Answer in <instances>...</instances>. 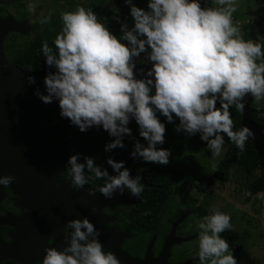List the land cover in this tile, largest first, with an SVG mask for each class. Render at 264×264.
Segmentation results:
<instances>
[{
    "label": "clouds",
    "instance_id": "obj_1",
    "mask_svg": "<svg viewBox=\"0 0 264 264\" xmlns=\"http://www.w3.org/2000/svg\"><path fill=\"white\" fill-rule=\"evenodd\" d=\"M124 2L131 6L133 26L122 24L119 38L91 8L77 5L60 13L55 51L47 41L41 43L46 65L56 69L44 77L47 94H39L41 101L57 99L60 115L80 131L97 126L115 137L105 144V151L124 146L123 137L131 135L128 124L134 119L147 143L137 140L130 155L144 162L168 163L170 151L157 147L164 143L165 133L157 113L168 122L178 118V132L199 133L213 158L222 154L225 135L242 152L254 133L246 125L234 130L229 109L243 111L248 94L257 101L264 98V51L260 43L245 40L233 23L237 0H211L212 6L206 7L200 0H148L147 9L132 0ZM27 7L34 11L33 3ZM49 19L42 17L39 23ZM145 52L152 66L138 79L133 58ZM28 80L34 82L33 77ZM79 156L73 154L67 162L72 185L81 188L90 180H101L95 189L105 198L111 199L117 190L123 195L125 189L141 198L144 183L139 175L130 176L124 161L108 157L106 163L115 173L110 175L92 157L85 156L81 163ZM14 179L0 176V185L7 187ZM230 229V216L217 209L199 220V264H237L220 235ZM64 231L63 249L47 247L41 264H122L112 251L104 250L99 229L87 216L69 220Z\"/></svg>",
    "mask_w": 264,
    "mask_h": 264
},
{
    "label": "flooded vegetation",
    "instance_id": "obj_2",
    "mask_svg": "<svg viewBox=\"0 0 264 264\" xmlns=\"http://www.w3.org/2000/svg\"><path fill=\"white\" fill-rule=\"evenodd\" d=\"M6 2L4 4H6ZM208 2H211V0H207L206 2L200 1L201 7H206ZM63 3L66 5L64 6V10H59L58 5L48 8L50 10L48 12L44 11L43 14L51 19L58 11L60 13L63 11H71L74 10L77 5L84 7V2L80 0H63ZM43 9L44 7H42V10ZM26 11L27 17L23 18H17L16 14L13 15L9 13L2 16H14L15 19L19 21H28L31 24V29L26 34L21 32L10 33H20L24 36L32 34V23L34 22V17H36L38 13L36 10L29 12L27 6ZM113 18H115V16L107 18L105 21V24L110 27V32L113 31L117 23L124 24V22L115 21ZM249 39H253L254 41L255 37L250 36ZM122 42L125 43V41ZM148 51H150V49H148ZM135 59L136 63L143 68L150 62L147 60V55L143 59H138V57H135ZM44 123L51 125L46 123V121H44ZM41 141L45 142L42 140V137ZM146 143L147 142L144 144ZM157 147L167 148V146L163 144ZM122 161H124V167L129 169L130 176H140L141 182L144 183V190L140 199L131 196L127 192V189H125L123 195L117 190L112 198L120 197L122 200L117 199L113 208L107 205L99 208V213H102L105 219H98L99 225L97 226L101 231L98 239L101 241L104 250L112 251L122 261V264H129L127 261H124L125 257L134 260V264H165L162 262V257L164 256L163 250L167 238L173 231L174 222L182 215L188 213L174 231L173 238L175 239V243L168 250L167 263L197 264L199 261L196 255L198 252V241H195L198 240L197 223L203 216L211 212L209 199L204 197L203 201H201L198 196L192 195L190 189H188V185L192 183L190 179L196 174L195 170L197 166L191 167V164L188 171L182 167H176V160L171 158V153L167 164L144 162L139 158L122 159ZM56 162L62 169L60 180L67 178L69 173L64 174L66 170L58 161ZM108 172L110 174L111 166ZM167 182L171 183L174 189L177 190L174 192L173 197L169 200L168 204L164 206H158L154 201L151 205V198L153 200L157 198L156 196L159 190H161ZM100 184H102L101 180H90L87 185L81 186V189L84 190V192L89 191V188L95 190ZM70 188L73 191L79 189L72 184ZM150 189L153 192L150 191ZM179 189H181V191H179L180 193L176 197ZM1 191L0 220L7 215L21 218L31 211L29 207L23 205V203L27 201H23L22 196L14 193L10 185L7 187L1 185ZM34 206L32 210H36L37 206ZM83 217H85V215H78L76 218ZM40 219L43 220L44 218L41 217ZM50 219L53 223L47 224L46 228H42L39 232L35 231V234L40 233V236L46 234V238L40 241L35 240L30 245H25L20 242L18 245L16 244V260L11 258L4 259L2 250L5 249L8 243L12 242V235L15 232L20 231L21 233V228H18V225L0 223V264H41L47 247L63 249L65 244L62 243V238L65 235L64 226L67 223L64 214H60L59 212L51 214ZM33 220L37 221V216L33 217Z\"/></svg>",
    "mask_w": 264,
    "mask_h": 264
},
{
    "label": "water",
    "instance_id": "obj_3",
    "mask_svg": "<svg viewBox=\"0 0 264 264\" xmlns=\"http://www.w3.org/2000/svg\"><path fill=\"white\" fill-rule=\"evenodd\" d=\"M5 2L6 0H0V5ZM119 2L120 0H117V3ZM30 29L31 24L28 21H19L14 16H0V176L10 174L15 177L10 187L14 193L22 196L23 201H27L23 205L31 210L21 218L7 215L0 220V223L18 225V228H21V233L15 232L12 235V242L2 250L4 259L15 260L17 259L16 244L20 242L30 245L35 240L46 238V234L40 236V233L35 234V231L39 232L42 228H46L47 224L53 223L50 219L51 214L57 212L64 214L66 222L78 215H85L91 222L94 220L93 224L99 229L98 219L105 220L103 214L99 213V208L106 205L113 208L117 199L122 200L120 197L105 198L98 189L93 190L91 194L81 188L73 191L70 188V177L60 180L62 169L56 162L59 152L50 142L41 141L43 136L58 133L60 125H47L44 121L49 110L54 108L62 124L74 128L73 124L68 118L60 115L57 99H53L51 103L41 101L39 94H47L44 82L35 93L25 90L21 79L22 69L11 63L4 53V39L8 33L26 34ZM133 61L136 65L133 70L134 75L138 79L143 78L151 68L152 62L143 68L136 63L135 57ZM47 69L48 72L56 71L54 66H49ZM253 99L250 94L245 96L244 110L241 111L242 121L236 129L243 125L252 129L254 136L249 139L259 156L264 158V128L253 120L252 114L255 110L252 107ZM157 116L161 121L163 116L159 113ZM114 174L111 168L110 175ZM1 196L0 185V198ZM34 205L37 206L36 210H32ZM187 215L188 213L182 215L174 222L173 231L167 238L163 250L162 262L165 264H168V250L175 243L174 231ZM36 216L37 221H34L33 217ZM41 217L44 219H40ZM99 232L101 233L100 229ZM124 259L129 264L135 262L127 257Z\"/></svg>",
    "mask_w": 264,
    "mask_h": 264
},
{
    "label": "rangeland",
    "instance_id": "obj_4",
    "mask_svg": "<svg viewBox=\"0 0 264 264\" xmlns=\"http://www.w3.org/2000/svg\"><path fill=\"white\" fill-rule=\"evenodd\" d=\"M80 1L84 2L85 8H91L97 19L103 23H105L107 18L115 16L113 18L115 21L124 22L129 29L133 26V18L130 15L131 6L126 4L124 0H120L119 3H117V0ZM26 2L27 6L29 2L33 3L34 11L36 10L38 13L34 17V21L43 17L44 11L48 12L50 10L48 8L59 5V10H64V6H66L63 0H26ZM147 2L148 0H132V3L137 7L145 9H147ZM206 6H212L211 2H208ZM42 7H44L43 10ZM7 11L14 15L16 12L15 6L8 5ZM232 20L234 24L239 26L241 35L245 40L248 38H246L247 30L244 27L247 24L253 25L256 32L254 42L264 46V0H237V8L232 15ZM36 27L38 28V25ZM106 27L110 29L107 25ZM61 28L62 22L58 11L45 24L42 33L44 36L54 40ZM6 37L4 45L6 44ZM7 41H9V38ZM125 43L127 42L125 41ZM146 55L147 52L141 53L138 59H143ZM252 107L264 109V98L260 101L253 99ZM161 122L165 124L163 145H166L169 149L171 158L176 160L175 166L182 167L186 171L189 170L191 164V167L197 166V171L202 166L208 167L212 171L224 159L231 148V142L228 141L225 135L222 154L213 158L211 152L206 148V142L201 141L199 133L188 136L182 130L179 132L176 130L179 125L178 118L174 116L173 121L168 122L163 117ZM260 173V171H257V175ZM210 177L213 178L212 175ZM209 179L202 177L190 183L188 189H190L191 194L198 196L201 201H203L204 197L209 199L211 210L217 209L230 216L231 225L240 233L239 240L229 246L237 264H264V200L257 199L260 197V194H258L254 200L247 202L245 199L246 183L239 175L236 176L234 174L232 179L224 185L214 178L212 180ZM196 184H199L200 187H197ZM179 191L181 189L178 190L176 197L180 193ZM197 264H199V261Z\"/></svg>",
    "mask_w": 264,
    "mask_h": 264
},
{
    "label": "trees",
    "instance_id": "obj_5",
    "mask_svg": "<svg viewBox=\"0 0 264 264\" xmlns=\"http://www.w3.org/2000/svg\"><path fill=\"white\" fill-rule=\"evenodd\" d=\"M8 5L15 6V14L17 15V18L27 17L26 0H7L6 4L0 5V16L5 15L6 13L11 14L7 11ZM43 17L46 16L44 15ZM40 19L34 21L36 23H32V34L24 36L20 33H9L6 37V44L4 45L5 55L8 60L22 69V83L25 90L29 93L37 92L44 82V77L49 73L47 69L49 66L45 63L46 58L40 54L42 41H47L49 46L53 47V50L55 51L53 39L44 36L42 33V29L46 23H39ZM36 25H38V28ZM121 25V23H117L112 31V33L118 38L122 34ZM244 28L247 30L246 38L249 39L250 36L255 37L256 32L253 25L247 24ZM8 38L9 41H7ZM262 51H264V46H262ZM29 77L34 78L33 83H29ZM216 106L219 107L218 101ZM229 111L233 120V129L235 130L242 121V114L241 111H237L234 106L230 107ZM252 117L255 122L264 128L263 108H256ZM45 121L51 125H60L58 133L50 136H43L42 140L50 142L59 152L57 161L66 170L64 171V174L68 173L67 162L69 157L73 154H80L79 162L81 163L84 162L83 158L85 156L92 157L94 159V163L103 166L108 171L110 168V165L106 163L108 157H112L116 161L122 159H134L130 155L133 150L134 143L137 140H139L142 144L146 142L139 136V127L134 119H131L128 124V127L131 129V135L123 137L124 146L114 148L110 151H105L104 146L115 139V137L109 136L107 131H105L102 127L92 126L87 128L85 131H80L78 126L72 123L74 128H70L69 126L59 122L54 108L49 110L45 117ZM263 164V158L259 156L253 142L248 139L242 152L231 143V148L227 155L212 171H210L208 167L205 168L202 166L198 171L197 169L195 170L196 174L192 176L190 181L193 183L202 177L206 179L210 178L209 180L214 178L224 185L232 179L234 174L236 176L239 175L246 183V201L248 202L250 200H254L258 194H260V197L257 199L264 200ZM257 171H260L261 173L257 175ZM211 175L213 178L210 177ZM164 185L165 186L159 190V193L156 196L157 198L154 200L151 198V205L153 201L157 203L158 206L168 204L169 200L173 197L174 192L177 191L171 183L167 182ZM196 186L200 187L199 184H196ZM150 191L152 190L150 189ZM220 235L228 241L229 246L233 245L240 238V233L232 225L230 230H225Z\"/></svg>",
    "mask_w": 264,
    "mask_h": 264
}]
</instances>
